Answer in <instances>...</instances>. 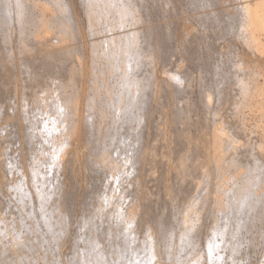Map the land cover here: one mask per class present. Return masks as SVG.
<instances>
[{"label":"bare ground","instance_id":"obj_1","mask_svg":"<svg viewBox=\"0 0 264 264\" xmlns=\"http://www.w3.org/2000/svg\"><path fill=\"white\" fill-rule=\"evenodd\" d=\"M172 59H180L173 69L164 65L166 60L173 64ZM213 59H217L214 65ZM191 64L195 69L190 68ZM6 66L24 69L28 78L20 83L17 73L6 112L0 104V127H17L14 133L24 135L26 143L41 152L46 150V144L51 148L48 157L39 153L43 157L34 158L28 172H21L9 184L21 203L36 197L37 206L30 205L28 209L32 214L37 211L44 223L40 241L49 235L54 241L58 236L68 237L70 213L60 204L61 197L67 195V179L51 182L50 170L63 169L69 163L75 168L68 176L72 177L82 167L90 171L103 166L115 168L120 180L126 172L134 174L130 185L139 184L141 170L138 175L136 171L150 160L155 162L154 155L147 154L149 143L159 142L169 152L166 160L162 159L164 154L161 156L163 150L160 152L167 177L170 175L181 186L199 170L206 180L202 182L212 185V192L210 187V192L186 193L183 188L175 193L167 191L164 195L172 199L192 196L188 201L183 197L185 206L167 219L165 209L154 216L151 212L147 218L151 210H143L138 201L140 191H125L123 184L117 192L115 188L104 190L100 195L103 202L100 198L102 203L98 202L96 209L80 221L84 231L74 241L82 245L77 247L81 243L76 241L78 245H74L73 241L70 263L106 264L108 258L104 259L110 250L114 264H119L120 258L123 262L128 259V264H162L164 255L169 260L168 255L173 257L174 252L182 254L179 249H186L183 252L192 256L190 260L183 257L188 264H225V259L230 260L229 264H252L250 251L254 243L264 245V0H0V92L5 86ZM235 87L237 92L233 91ZM158 104L166 109L160 107L161 115L156 121ZM215 104L219 108L221 104L228 106L225 109L242 121L245 115L240 112L253 113L249 115L253 125L263 128L261 140L241 138L229 124L224 128L215 117ZM200 111L202 125L198 123ZM38 114L46 116L40 119ZM192 121H196L194 134L190 131ZM152 129L156 130L153 137ZM119 147L124 148L120 160L113 155ZM43 163L49 165L48 170L41 168ZM130 185L125 186L132 188ZM199 186L203 187L202 183ZM161 190L164 192V188ZM207 202L212 206L205 210ZM111 204L110 209L107 205ZM106 207L110 210L106 211ZM202 213L211 219V225L206 221L204 237L203 222L199 224ZM111 218L118 224L107 228L102 225L101 221L108 219L109 223ZM141 233L143 237L150 234V238L146 236L151 242L149 249V242L138 245L145 240L138 241ZM103 235L111 237L105 239L107 243L111 240L109 248L103 245ZM244 244L248 249L243 248L246 250L242 255ZM142 248L149 252L143 259L138 256ZM262 258L264 264V253Z\"/></svg>","mask_w":264,"mask_h":264},{"label":"rangeland","instance_id":"obj_2","mask_svg":"<svg viewBox=\"0 0 264 264\" xmlns=\"http://www.w3.org/2000/svg\"><path fill=\"white\" fill-rule=\"evenodd\" d=\"M48 38H51L50 36H48ZM224 42V40H222L221 41V43H219V46H221L222 45V43ZM217 44L218 43H215L214 42V45L215 46H217ZM13 46H15V45H13ZM161 61H162V59H160ZM164 60V59H163ZM175 62H174V61ZM217 59H213V65H214V62L216 61ZM167 61V60H166ZM166 61H164V65H167L168 67H170V68H175L174 66H176V64H178V63H180V59H172V61H173V64H167V62ZM159 65H160V63L159 62H157ZM163 63V62H162ZM162 65V64H161ZM161 65H160V67H161ZM159 67V66H158ZM19 69H18V71H17V68L16 67H11V66H6L5 67V86L3 87V90L0 92V104H2L1 106H3V108L5 109V112H6V110H7V107L10 105V103H11V100H12V94H13V90H14V86H15V83H16V80H17V76H18V74H19V79H20V83H25L24 81L28 78V75H27V73L25 72V70L24 69H21L20 67H18ZM190 68L191 69H195V66L193 65V64H191L190 65ZM58 71V70H57ZM56 71V73L57 74H59V75H66L65 73H62V74H60V73H58ZM18 73V74H17ZM233 91L234 92H237V88L235 87L234 89H233ZM228 103V102H227ZM165 108H164V107ZM219 106H221V107H223V110H220V109H222L221 107L219 108V107H217L216 106V104H215V108H218V113L217 114H215V117L219 120H221V125L224 127V128H228V124L233 128V126L235 127V129H232L236 134H237V136H241V138H246V136H248L247 138H249L250 136V140L252 139V141L253 142H258L259 141V139L260 138H262V132H263V128L261 127V126H259L258 128H259V131L257 132V130H258V128L256 129L255 128V125H253L254 124V122L249 118V115H250V117H252V115H253V113H250V112H247L246 110L244 111L243 110V112H240L241 114H243V115H245V116H243V117H245L244 118V122L242 121V118H238V117H236L234 114L235 113H231V112H229L228 110H226L225 108H228V106H226V105H219ZM160 107H163L162 109H166V106L165 105H163V104H161V106H160V104H158V107H157V109H159V110H157L158 111V113H159V116H157L158 114L156 113L155 115H154V117L156 118L155 120L156 121H158L159 119H157L158 117H160V110H161V108ZM219 110L221 111V112H219ZM216 111H217V109H216ZM202 111H200V119L198 120V123L200 122V125H202L203 124V119H202V113H201ZM247 112V115L246 114H244V113H246ZM220 113V114H219ZM230 113L231 114H233V116L232 115H230ZM250 113V114H249ZM219 114V115H218ZM222 117H221V116ZM46 116V114H38V118H40V119H42V118H44ZM154 117H153V119H154ZM220 117V118H219ZM222 118V119H221ZM233 118H236V119H234L235 120V122L233 121ZM247 118H248V120H247ZM202 119V120H201ZM223 119H225V121L223 120ZM237 119H238V121L240 122H238L237 121ZM241 119V120H240ZM155 120H153V121H155ZM219 120V121H220ZM230 120V121H229ZM155 121V122H156ZM231 121H233V123H236L235 125L233 124V123H231ZM251 121V122H250ZM193 122V121H192ZM196 121H194L193 123H192V128H193V130H192V128H191V132H193L192 134H194L195 133V131H194V125L196 124L195 123ZM227 122H230V123H227ZM242 122V123H241ZM246 122H248V123H246ZM225 123H227L226 125H225ZM238 123V124H237ZM239 124H240V127H239ZM242 124V125H241ZM243 124L244 125H249V127L250 128H248L247 127V125H246V127H244V129L246 130H244L243 129ZM180 125V124H179ZM179 125H178V127H179ZM199 125V126H200ZM252 125H253V128H252ZM181 126L183 127L184 126V124H181ZM240 129V130H244L243 132L242 131H240L238 128ZM17 128V127H16ZM15 127H13V126H5L4 128H1L0 127V264H69L71 261H70V256H72V254H71V252L73 253V250H72V244H73V241L75 240V236H79V235H82L83 234V227H81L82 226V222H80L81 220H83V219H85V217H88L89 215H90V213H92L95 209H96V205H97V203L99 202L98 200H100V198H101V200H102V202H103V198H102V196H100L103 192H107V191H112V190H109V189H113L114 190V188H115V192H117V191H119L120 190V188L122 187V184L124 185L122 188H123V190H125V191H127V190H129V192H131V193H133V192H139L140 191V193H141V195H140V197H139V200L138 201H140L141 203H142V208H143V210L144 209H146V211H150V212H148L147 213V215H149V216H147V218L149 217H151V215H152V213H153V216L156 214V213H159L162 209H165L164 210V216L165 217H168L167 219H169V217H171L172 218V214H173V217H174V213L173 212H175V214H176V210L177 209H179V208H182V207H180L181 205H184L185 206V201L183 202V199H185V198H183V197H186V201H188V200H190V199H192V196H189V195H187V196H183V197H177L178 199H175L176 197H174V199H172L171 197H173V196H170V195H164V193H166L167 191L169 192V190H170V192L169 193H173L174 192V190H176L175 192H177L180 188L183 190L182 192H186L187 193V191L189 192V193H194V192H201V190L203 191V192H210L209 191V187H210V190H211V192H212V190H213V187H212V185H208V186H206V183H203V182H206V180L204 181V177L202 178V175L200 174V172H199V170H197L196 172H194V173H192V176H193V178H192V176H190L189 177V179L187 180V182L184 184V185H176L177 183H174L171 179H170V175L167 177V175L165 174V168H163V167H165V165H164V163H163V161H162V159H163V157H164V159L163 160H166L168 157V155L166 156V154H169V152H167V147H166V149H165V146L164 145H162L161 143L159 144V142H157V143H155V142H151V144L149 143V148H148V151H147V154H148V152L150 153V156L152 155H154L153 157V159H154V161L155 162H153L152 163V161L150 160V163H148V162H146L145 164H144V168L143 167H141V168H139L138 169V171H136L137 172V175L139 174V172H140V170H141V172H140V176L138 175V178L139 179H141V184L139 183V184H134L133 183V185H130L131 183H130V180L132 179L133 180V178H134V174L132 175V174H130V173H125V174H123V176L122 177H120L121 178V180L119 179V177H116L115 175H116V173H117V170H115V168L112 170L111 168H109V167H103L102 166V168H103V170H102V168H100V167H95L94 169H90V171H89V168H87V169H83V167L80 169V171H77L76 173H78L77 175H74V174H71V176L72 177H68L69 175H70V173H73L72 172V170L74 171V169L75 168H71V167H73L72 165H70L69 163L66 165V166H64L65 167V170H64V167H63V169H62V167L61 168H59V169H52L53 170V172H52V170H50L49 172H48V176L50 177V180H51V182H54V181H56V179L58 178V179H63V181H65V179H69L68 181L66 180L65 182H67V183H65V185L66 186H64L65 188V191H64V189H63V191L64 192H67V195H64L63 197H61V201H60V204H62V208H64V209H67V211L69 210V213H70V215H69V219H68V226H67V232H66V234H68V237L66 238V234H64V235H66V236H56L57 238L55 239L56 241H54V239L49 235L48 237H45V240L44 241H40L39 240V236H40V232H42V231H44L45 232V226H43V222H42V219H41V217H40V215H39V213L37 212V211H35L33 214L32 213H29V209L28 208H30V207H28V206H30V205H32L31 207H33V206H37V201H36V197H32V199L28 202V203H21L18 199H17V197L15 196L16 194V191H14L13 190V188L12 187H10V185L9 184H11L13 181H16V179H18V177H20V175H21V172H22V174H25V172L27 173L28 172V169H29V165L30 164H32V162H35V159L34 158H39V156H40V158L41 157H43L42 155H45V156H49V154H47V151L50 149L51 150V148H50V144H46V150L45 151H43V152H41V150H37V146L36 145H34V146H36V147H33L32 145H30V144H27L26 143V141H25V137H24V135L23 136H21V134H19L18 133V136H17V132H16V134L14 133L15 131H17V129H16ZM242 128V129H241ZM247 128V129H246ZM261 128V129H260ZM15 129V130H14ZM237 129V130H236ZM248 129H251L250 130V132H248L249 130ZM253 130V131H252ZM256 130V131H255ZM156 130L155 129H152L151 130V134H150V136H154L155 135V132ZM251 131H252V133H251ZM262 131V132H261ZM154 132V133H153ZM238 132H239V134L240 135H238ZM255 132V133H254ZM245 135H244V134ZM248 133H251V134H248ZM261 133V134H260ZM152 134H154V135H152ZM248 134V135H247ZM243 135H244V137H243ZM253 135V136H252ZM20 136V137H19ZM237 136H235L234 138L236 139V137ZM261 136V137H260ZM22 137H24V138H22ZM152 137H149V139H151ZM18 138H20V139H22V141L20 140V139H18ZM254 138V139H253ZM237 139H238V137H237ZM236 139V140H237ZM239 140V139H238ZM244 140H246V139H244ZM243 140V141H244ZM256 140V141H255ZM261 140V139H260ZM251 141V142H252ZM155 143V144H154ZM152 144H154V145H152ZM157 144L159 145V148H156L155 146H157ZM22 145V146H21ZM20 146H21V148H20ZM152 146V147H151ZM154 146V147H153ZM162 148H161V147ZM158 147V146H157ZM19 148H20V150H19ZM49 148V149H48ZM151 148V149H150ZM154 148L157 150H155V151H153L154 150ZM161 148V149H160ZM118 150L117 151H115L114 152V157H116V158H119V160L121 159V158H123L124 157V148H122V147H119V148H117ZM153 149V150H152ZM22 150V151H21ZM123 150V151H122ZM159 150V151H158ZM163 150V151H162ZM32 151V152H31ZM39 151V152H38ZM163 153H162V152ZM166 151V152H165ZM21 152V153H20ZM45 152V153H44ZM154 152V153H153ZM157 152H159V154L157 155ZM160 152H161V156H162V154H164L163 156H162V159H160L161 157H160ZM42 154V155H40V154ZM34 155V156H33ZM118 155V156H117ZM16 156V158L14 159V161L13 160H11L10 158H14ZM37 156V157H36ZM67 156V158H68V154L66 155ZM65 156V157H66ZM151 156V157H152ZM157 156V157H156ZM80 157L82 158V159H84L83 157V152H80ZM147 157V156H146ZM149 157V156H148ZM156 159H157V162H156ZM9 160H10V162H9ZM161 162H160V161ZM8 161V162H7ZM17 161H18V163H17ZM146 161H147V158H146ZM13 164H12V163ZM9 163L10 164H12V165H9ZM16 163V164H15ZM156 163V164H155ZM160 163V164H159ZM163 163V164H162ZM149 164V165H148ZM154 164V165H153ZM7 165H8V167H10V168H7ZM13 165H15V166H13ZM17 165H19V166H17ZM42 166H41V168L43 169V170H48V164L46 163H43V164H41ZM48 165V166H47ZM69 165V166H68ZM148 165V167H145V166H147ZM151 165H152V167H151ZM160 165H161V167H160ZM164 165V166H163ZM47 166V167H46ZM71 166V167H70ZM156 166H157V168H156ZM163 166V167H162ZM17 167V168H16ZM44 167H45V169H44ZM68 167V168H67ZM127 167V166H126ZM13 168V169H12ZM16 168V169H15ZM96 168H98L97 170H95ZM105 168V169H104ZM108 169V172L107 171H105V170H107ZM144 169V171H143V169ZM147 168V169H146ZM153 168V170H151ZM154 168H156L155 170H154ZM159 168H162V170H160ZM10 169V170H9ZM70 170V172L68 171V170ZM146 169V170H145ZM149 169V170H148ZM157 169H159V173H157L158 171H157ZM64 170V171H63ZM66 170H67V172H66ZM86 170H88V171H86ZM93 170V171H92ZM96 171V173H94L93 174V172H95ZM113 171V172H111V171ZM164 170V171H163ZM62 171V174H63V176H61L62 174L60 173ZM86 171V172H85ZM99 171V172H98ZM103 171V172H102ZM109 171H110V174H109ZM151 171H153L154 172V174L151 172ZM160 171H162V172H160ZM67 173V174H65V176H64V173ZM87 172H88V174H90V176L87 174ZM98 172V173H97ZM105 172V173H104ZM143 172V173H142ZM148 172V175L149 174H153L152 175V177H150V176H148L146 173ZM52 173H54V174H52ZM111 173L113 174V175H111ZM143 175H142V174ZM161 173V174H160ZM58 174V175H57ZM145 174H146V176L147 177H149L150 178V180L152 181V183H150L151 181L147 178V177H144L145 176ZM156 174V175H155ZM194 174H196V175H194ZM52 177H51V176ZM141 175L144 177L143 179H142V177H141ZM155 175V178L153 177ZM159 175V176H158ZM161 175V176H160ZM200 175V176H199ZM211 175V174H210ZM18 176V177H17ZM61 176V177H60ZM76 176V177H75ZM198 176H199V179H198ZM60 177V178H59ZM65 177H67V178H65ZM74 177V178H73ZM88 177H90V178H88ZM116 179H115V178ZM141 177V178H140ZM159 177V178H158ZM164 177V178H163ZM15 178V179H14ZM73 178V179H72ZM152 178H153V180H152ZM160 178H162L161 180L163 181V184H160V183H162V181L160 180ZM195 178V179H194ZM202 178V179H201ZM91 181H90V180ZM138 179V180H139ZM148 179V180H147ZM158 179V180H157ZM165 179H167L168 181H171V183H167V180H165ZM193 179L195 180V182H194V184L195 183H197L198 182V184H196L197 186H199V185H201V183H202V186L203 187H201V186H199L198 187V189H196L195 187H196V185H194L193 184ZM201 179V180H200ZM13 180V181H12ZM107 180H109L108 182H107ZM115 180H117V181H115ZM119 180H120V183H119ZM128 180V181H127ZM142 180H143V182H144V184H145V188L143 187L144 186V184L142 183ZM147 180V181H146ZM196 180H197V182H196ZM202 180H203V182H202ZM123 181V182H122ZM126 181V182H125ZM150 181V182H149ZM159 181H160V183H159ZM192 181V182H191ZM10 182V183H9ZM106 182V183H105ZM128 182V183H127ZM173 182V183H172ZM201 182V183H200ZM119 185H118V184ZM129 186H132V188L130 187V188H128V186L126 187L125 185L126 184ZM150 185H149V184ZM155 183V184H154ZM167 183V184H166ZM189 183V184H188ZM146 184H148V185H146ZM152 184H154V185H152ZM156 184H157V187H155L156 186ZM28 185L30 186V184H29V182H28ZM135 185V186H134ZM141 185V186H140ZM162 185V186H161ZM165 185V186H164ZM166 185H169V187H171V188H169V189H167V187L168 186H166ZM28 186V187H29ZM108 186V187H107ZM148 186V187H147ZM154 186V187H153ZM164 186V187H163ZM188 186H189V188H188ZM206 187V189H205V187ZM33 186H31L30 187V189L32 188ZM119 187V188H118ZM141 187V188H140ZM159 187V188H158ZM166 187V188H165ZM178 187V188H177ZM208 187V188H207ZM122 188H121V190H122ZM139 188V189H138ZM163 189L164 188V192L161 190V189ZM193 188V189H192ZM194 188H195V191H194ZM201 188V189H200ZM212 188V189H211ZM116 189H117V191H116ZM130 189H131V191H130ZM134 189V190H133ZM143 189H145L144 191L146 192H144V194H143V191L141 192V190H143ZM149 191H148V190ZM156 189V190H155ZM187 189V190H186ZM32 190V189H31ZM105 190V191H104ZM197 190V191H196ZM206 190V191H205ZM7 191V192H6ZM12 191V192H11ZM148 191V192H147ZM152 193H151V192ZM156 193V192H158V191H162V193H160V192H158V193H160V194H158L157 195V193L154 195V192ZM14 192V193H13ZM167 192V193H168ZM174 192V193H175ZM143 194V195H142ZM148 194V198L145 196V195H147ZM149 194H151V195H149ZM164 195V196H163ZM10 196V197H9ZM16 198H15V197ZM163 196L165 199H163V197L161 198V197ZM166 196H167V198H168V196H169V199H166ZM122 197V196H121ZM129 197V196H128ZM146 197V198H145ZM156 197V198H155ZM35 198V199H34ZM64 198V199H63ZM118 198V197H117ZM132 199L133 198V196H130L129 198H127V199ZM142 198H143V200H142ZM152 198V199H151ZM156 200H155V199ZM14 199V200H13ZM34 199V200H33ZM96 199V200H95ZM115 201H117V199H116V197H114L113 198ZM141 199V200H140ZM160 199H162V200H160ZM172 199V203L173 204H171L170 203V200ZM208 201H210L212 198L211 197H208ZM32 200H33V203H32ZM146 200V201H145ZM149 200H151L150 201V203H148L149 202ZM155 201L154 203H153V201ZM166 200V201H165ZM176 201L175 203H174V201ZM35 201V202H34ZM114 201V202H115ZM120 201H122V199L120 200ZM159 201H160V204H159ZM161 201H162V204H161ZM164 201V202H163ZM14 202V203H13ZM101 201L99 202V203H102ZM158 202V204L156 205V203ZM184 204H183V203ZM34 203L36 204V205H34ZM98 203V204H99ZM111 203H112V201H111ZM164 203V204H163ZM168 203V204H167ZM170 203V204H169ZM178 203H180V204H178ZM210 203H211V201H210ZM210 203H208L207 202V205L206 206H208V208L207 207H205V210H207V209H210L209 207H211L212 206V204H210ZM25 204V205H24ZM113 204V203H112ZM111 204V206H109V205H107L110 209H111V207L113 206ZM124 204V203H123ZM178 204V205H177ZM209 204V205H208ZM50 205V204H49ZM125 205V204H124ZM123 205V206H124ZM170 205V206H169ZM172 205H173V207H172ZM176 207H175V206ZM159 206H161V207H159ZM163 206V207H162ZM166 206H168V207H166ZM10 207V208H9ZM108 207H106L105 208V210L106 211H108ZM35 208V207H34ZM108 208V209H107ZM168 208V209H167ZM171 208H173V209H171ZM94 209V210H93ZM109 209V210H110ZM148 209V210H147ZM153 209V210H152ZM170 211V212H169ZM152 212V213H151ZM155 212V213H154ZM68 213V214H69ZM105 213V212H104ZM166 213H167V215H166ZM170 213V214H169ZM172 213V214H171ZM203 213H204V210H203ZM202 213V215H201V219H200V221H199V224H200V222H201V224H202V222H203V228H201V229H199V230H201V233H202V235H203V237H204V234L203 233H205L206 232V227H207V224L208 223H210V225H211V219H209V218H205V217H203V216H205V214H206V212H205V214H203ZM106 214H108V212L106 213ZM170 215V216H169ZM170 218V220H172ZM204 218H205V221H204ZM4 221H3V220ZM13 219H14V221H13ZM112 219L113 218H111V220H109L108 222L109 223H107V220L105 219V220H103V221H101V223H102V225H107L106 226V228L108 227V226H115V225H117L116 224V221L114 222V221H112ZM2 220V221H1ZM208 220V221H207ZM77 221H78V225H79V223H80V225L78 226L77 225ZM112 221V222H111ZM208 223H207V222ZM33 222V223H32ZM23 223V224H22ZM206 223V224H205ZM113 224V225H112ZM115 224V225H114ZM70 225L72 226V227H75V230H78L77 232H75V230H73V228H71L70 227ZM78 227V228H77ZM80 227H81V229H80ZM205 228V229H204ZM69 230V231H68ZM70 230H71V232H70ZM81 230V231H80ZM205 230V231H204ZM80 231V232H79ZM9 232V233H8ZM69 232V233H68ZM74 232V233H73ZM6 233V234H5ZM78 233V234H77ZM75 234V235H74ZM10 235V236H9ZM140 234H138V236H139ZM9 236V237H8ZM104 236V235H103ZM150 238V234H144V237H143V234L141 233V236H139L137 239H138V241H140V240H142L143 238L145 239V240H143V241H140V242H138V245H140L141 243H143V242H145V244H142V245H146V243L147 242H149V239L147 238ZM10 240H9V239ZM63 238V239H62ZM110 239L111 237H107L106 235L104 236V238H103V240H104V244L103 245H105L106 247H108L109 248V246L108 245H110V241L111 240H109V242L107 243V240H105V239ZM142 238V239H141ZM1 239H2V241H1ZM13 239V240H12ZM140 239V240H139ZM146 239L148 240V241H146ZM16 240V241H15ZM77 241V243L78 244H80L79 246H77V247H80L81 245H82V242H80L79 240H76ZM76 241H74V243L76 242ZM150 241H151V239H150ZM9 242V243H8ZM40 242V243H39ZM80 242V243H79ZM66 243V244H65ZM77 243H75L74 245H78ZM27 244H29V245H31V246H27ZM71 244V245H70ZM137 244V243H136ZM256 244V245H255ZM141 245V246H142ZM148 245V249H149V247H150V245H151V242H149V244H147ZM259 244L257 243V242H255L254 243V245H253V251H250V254H251V259H250V261L252 262V264H263L262 262H263V258H262V256H263V253H264V245L263 244H260L259 246H258ZM11 246V247H10ZM104 246V247H105ZM247 246V244H244V246L242 247V251L240 252L242 255H244V250H246V249H248V246ZM255 246V247H254ZM105 247V248H106ZM139 248H141L140 246H138ZM143 247H146L147 248V246H143ZM14 250H13V249ZM69 248V249H68ZM71 248V249H70ZM107 248V249H108ZM146 248H142V249H140V254L138 255V256H140V257H142L141 259H143V257H146L147 255H149L148 253V251L146 250ZM243 248H246V249H244L243 250ZM78 249H80V248H78ZM54 250V251H53ZM56 250H59V251H56ZM81 250V249H80ZM180 250V252L182 251V254L181 253H177V252H174V253H176L173 257H172V255H168V257L169 256H171L170 258H168L169 260H167V259H164V257H165V255H164V257H163V255L161 256V258H162V264H185L186 262V264H188V258H189V260H190V257H192L191 255H189L190 257H188L187 256V253H184V252H186L187 250L186 249H179ZM179 250H178V252H179ZM185 250V251H184ZM108 251V250H107ZM141 251H147V253L146 252H141ZM175 251H177V250H175ZM184 251V252H183ZM260 251V252H259ZM26 252V253H25ZM57 252H58V254L59 253H61V254H57ZM109 252H110V250H109ZM108 252V254H107V257H105V259L104 260H106L107 258V263L106 264H114V262L115 261H113L112 260V258H111V254ZM253 252H255L254 254H252ZM142 253V254H141ZM192 253V252H191ZM190 253V254H191ZM41 254V255H40ZM71 254V255H70ZM143 254H145L144 256H143ZM147 254V255H146ZM181 254V255H180ZM240 254V255H241ZM12 255H14V256H12ZM241 255V256H242ZM262 255V256H261ZM69 256V257H68ZM183 257H185V256H187V259L185 260V258H183L184 260H182V258ZM139 257V258H140ZM175 257V258H174ZM179 257V258H178ZM130 258V257H129ZM166 258V257H165ZM178 258V259H177ZM2 259H3V261H2ZM111 259V260H110ZM146 259V258H145ZM170 259H171V261H170ZM177 259V260H176ZM35 260V261H34ZM103 259H101V261H104ZM119 260H121V258L119 259ZM117 261V262H119V264H128V259L125 261V262H123V261ZM166 260V261H165ZM227 260V261H226ZM59 261V262H58ZM100 261V262H101ZM110 261H111V263H110ZM113 261V262H112ZM141 261V260H140ZM144 261H146V260H144ZM225 261H226V263L225 264H229L230 262V260H228V259H225ZM30 262V263H29ZM46 262V263H45ZM66 262V263H65ZM68 262V263H67ZM147 262V261H146ZM146 262H144V264L146 263ZM167 262H169V263H167ZM244 262H246V261H243V263ZM102 263V262H101ZM247 263V262H246ZM245 263V264H246ZM71 264V263H70ZM102 264H104V263H102ZM116 264H118V263H116ZM130 264H132L131 262H130ZM143 264V263H142ZM147 264V263H146ZM251 264V263H250Z\"/></svg>","mask_w":264,"mask_h":264}]
</instances>
